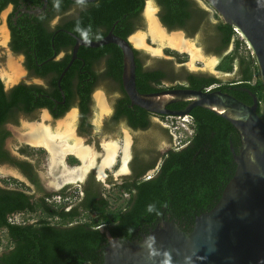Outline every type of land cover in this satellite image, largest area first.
<instances>
[{"label":"trees","instance_id":"16d2710c","mask_svg":"<svg viewBox=\"0 0 264 264\" xmlns=\"http://www.w3.org/2000/svg\"><path fill=\"white\" fill-rule=\"evenodd\" d=\"M20 1L29 2L28 7L43 5L42 0H0V12L7 4L16 9ZM155 2L159 6L158 18L167 30L185 29L187 36L200 31L203 46L207 44L205 51L219 58L215 69L222 73L235 71L236 77L222 81L213 74L189 71L183 65L176 68L175 63L183 64L186 58L169 49L165 50L167 55L176 60L157 59L153 65L146 66L147 55L134 49L137 90L150 93L172 88L207 90L211 87L249 105L255 95L257 113L264 118V90L258 67L234 27L225 23L207 2L212 11L202 9L196 0ZM145 3L146 0H96L78 5L70 0H47L39 16L21 13L16 22L12 20L14 13L8 16L11 50L22 53L25 67L43 78L45 84L18 82L6 89L0 77V163L13 165L29 181V185H25L10 177L4 181L21 183V187L0 185V234L8 240V245L0 251V264H102L107 233L121 241L140 239L161 219H173L185 231H190L196 216L215 206L233 177L236 163L230 143L235 152L241 145L236 127L210 109L196 106L188 114L193 119L192 134L186 144L178 147L170 128L153 122V116L161 118V115L131 106L122 87L123 54L116 44L81 45L61 78L60 87L57 85L71 57L75 43L72 34L80 37L75 31L77 24L85 29L90 27L93 34L102 37L112 30L127 39L142 27ZM69 11L74 13L52 28L46 26L47 22ZM200 18L208 22L201 28ZM230 45L233 47L227 52ZM55 52H64V55L55 59ZM103 57L102 64L96 63ZM99 66V72L94 70ZM101 82H108L107 92H118L112 102L111 124L123 121L133 130L151 129L167 144L160 150L155 135L150 133L146 145H133L130 173L114 185L119 191L116 199L123 194L127 196L118 206L113 205L107 189L93 173L78 186L80 191L73 201L69 199L72 196L70 185L56 192H46L35 166L12 156L4 148V141L10 135L5 125L17 124L20 115H31L43 108L54 119L61 118L72 107L78 108L79 132H89L92 94ZM187 104L188 101H178L168 108L181 110ZM20 151L27 156L30 154L28 146ZM69 160L77 162L73 156ZM54 196L62 202L51 200ZM66 198L70 201H65ZM149 206H152L151 211ZM37 211L43 215L36 221L12 220L16 214Z\"/></svg>","mask_w":264,"mask_h":264},{"label":"water","instance_id":"95a60500","mask_svg":"<svg viewBox=\"0 0 264 264\" xmlns=\"http://www.w3.org/2000/svg\"><path fill=\"white\" fill-rule=\"evenodd\" d=\"M42 1L40 10L47 4V0ZM92 1L96 0H86ZM205 1L225 23L239 31L255 59L264 90V0ZM156 19L166 32H176L167 30L159 18ZM72 35L75 43L70 60L58 78L59 87L81 45L99 47L113 43L123 54L122 87L131 106L158 115L178 116L188 115L196 106L204 107L230 121L241 141L238 152L230 143L236 163L233 177L215 206L196 216L190 231H185L173 219H161L140 239L121 241L107 233L102 264H264V118L257 113L256 96L253 95L249 105L221 90L172 88L141 93L135 81V46L131 41L135 40L134 34L124 39L110 30L90 43ZM53 58H58L57 52ZM178 101H188V104L181 110L168 108ZM43 110L51 116L47 109ZM105 163L103 161L98 170H102ZM82 170L79 172L83 173Z\"/></svg>","mask_w":264,"mask_h":264},{"label":"rangeland","instance_id":"374dc122","mask_svg":"<svg viewBox=\"0 0 264 264\" xmlns=\"http://www.w3.org/2000/svg\"><path fill=\"white\" fill-rule=\"evenodd\" d=\"M151 3L153 6V11L155 18L158 17V7L155 0H146L145 7L143 9L142 15L144 17L143 25L140 29L135 31L133 36L136 37V41H132V44L135 48L142 53H145L148 59L145 62V65H153L157 59H173L176 60V57L167 55L166 49L177 52L182 58H186V61L183 64L175 63V67L179 68L183 65L187 70L192 72H203L208 74H213L222 81L231 80L236 77L235 71L232 73H222L215 69L219 58L217 55L208 53L204 50L202 46V35H199L195 38H190L185 35L182 31L178 34L179 39H183L186 46L182 47V50L175 49L171 47L166 39L153 36L150 30L149 19L147 15V5ZM204 5V3H203ZM207 5H204L206 7ZM9 9H5L0 14V76L2 74V80L4 85L8 88L13 84H16L20 81L35 82L38 84H45L42 79L31 78L26 75V71L23 67V59L21 56L13 54L8 47V31L5 24V18ZM209 11H212L209 9ZM74 11H69L65 14L55 17L51 23L55 25L60 22L61 19L71 15ZM166 32V31H165ZM167 31V34H173L172 31ZM175 34V33H174ZM185 39V40H184ZM233 45H230L227 52L232 49ZM185 49V50H183ZM245 51L244 48L241 49ZM14 67H18L19 70L15 72ZM5 76V77H4ZM4 77V78H3ZM15 80L13 83L7 84L9 80ZM104 82H101L97 89L94 90L92 94L93 99V108L90 116L92 128L87 133L79 132V112L76 107H72L68 112L65 113L61 118L54 119L51 116L45 114L43 109L37 110L31 115H20L19 121L17 124L8 123L5 127L10 131V135L4 141V148L8 152L19 159H25L31 162L39 175L42 186L46 192H56L65 185H70L69 193H72L70 200H75L79 194L78 186L81 185L86 179V177L93 173L96 178L101 182V184L107 189V193L110 196V200L114 203V206L122 204L127 198L126 195L119 196L116 199V196L119 195V191L114 187L117 183H120L122 179L127 176L129 169V158H131V150L134 144L137 145H146L148 143V136L151 133L155 135L158 148L164 150L165 144L164 139L151 132V129L148 130H133L129 128L123 121H120L118 124H111L110 118L112 115V102L114 97L117 96L118 92L116 91L107 92L106 88L103 85ZM108 83H105L106 86ZM100 97V98H99ZM98 98L103 101V105L99 102ZM73 111L72 119L69 118L70 127L68 131H65V127L61 125V120L65 119L69 112ZM45 114V116H44ZM47 115V116H46ZM152 120L154 123H161V118L159 116H153ZM36 127V129H33ZM29 133H32L29 134ZM31 135V137L29 135ZM45 135L50 136L52 143L48 142L49 147L45 145L33 144L31 142H36L42 139ZM62 138V139H61ZM176 138V136H175ZM45 139V138H44ZM56 139V140H55ZM129 140V155H124V147ZM177 143V141H176ZM28 146L30 148L29 156L21 153L20 149ZM68 146L70 151L64 152L63 147ZM77 147L78 149L71 150L72 147ZM53 147V148H52ZM109 148H113L114 155L111 159V162H106L102 168L101 174L98 175V168L100 164L108 155ZM55 150V151H54ZM57 150V151H56ZM78 150H82L81 152ZM112 150V151H113ZM63 151V157H60V153ZM76 153V154H74ZM58 154V155H57ZM84 154L90 157L91 163L84 171V175L79 177L78 170L83 166L82 158L80 155ZM73 156L77 159V162L71 163L69 158ZM128 161L126 168L124 166L123 160ZM60 157V158H59ZM55 158V159H54ZM87 158V157H86ZM56 161V162H55ZM64 162V163H63ZM77 175L78 179L75 181H68V177L72 175ZM15 178L19 182H23L25 185H29V181L26 177L13 165L9 163H0V185L5 187H21L20 184L5 182L4 180L8 178ZM62 179V180H61ZM60 181L61 187H57L55 184L56 181ZM56 199V200H55ZM65 199V201H70ZM54 201L62 202V199L58 196L51 198ZM42 212L37 211L35 213H21L16 214L12 217L13 221L24 222L36 221ZM1 246L0 251L8 245V240L6 236L1 233Z\"/></svg>","mask_w":264,"mask_h":264},{"label":"bare ground","instance_id":"6f19581e","mask_svg":"<svg viewBox=\"0 0 264 264\" xmlns=\"http://www.w3.org/2000/svg\"><path fill=\"white\" fill-rule=\"evenodd\" d=\"M147 15H148V19H149V24H150V30H151V32H152V34H153V36H155V37H159V38H163V39H166L167 40V43L171 46V47H173V48H175V49H180V50H182V47L183 46H186V44H185V42H183V39H179L178 37V34L179 33H176V32H172L173 34H167L166 32H165V30L160 26V24H159V22H158V20L155 18V14H154V11H153V6L151 5V3H148V5H147ZM175 33V34H174ZM161 38V39H162ZM135 39H136V37H135ZM185 40V39H184ZM134 41H136V40H134ZM183 50H185V49H183ZM13 65H15V64H11V66H13ZM13 69L15 70V72H17L18 70H19V68L18 67H14L13 66ZM2 75H4V74H2ZM2 75L0 76L1 78H2ZM5 77V76H4ZM3 77V78H4ZM15 80H9L8 81V83L7 84H10V83H13ZM100 98V97H99ZM98 98V100H99V102L103 105V101L102 100H100ZM73 111H71V112H69L68 113V115L66 116V118L65 119H63V120H61L62 122H61V125L62 126H64L65 127V131L67 132L68 131V128L70 127V122H69V118H71L72 119V116H73ZM44 116H45V114H44ZM47 116V115H46ZM33 127V129H36V127L34 128V126H32ZM29 134H31L32 135V133H29ZM28 134V135H29ZM31 135H29L30 137H31ZM45 138V139H44ZM51 138H50V136H48L47 137V135H45L42 139H34V141L35 140H38V141H36V142H31V143H33V144H40V145H45L47 148H50L49 147V144H48V142H49V140H50ZM62 139V138H61ZM56 140V139H55ZM50 142L52 143V141L50 140ZM127 144L125 145V147H124V155H129V148H128V146H129V140L127 139ZM53 148V147H52ZM78 149L77 147H72V149L71 150H74V151H76L75 149ZM63 150H64V152H68V151H70V149H69V147L68 146H65V147H63ZM113 150V148H109V150H108V155H107V157L104 159V162H111V159L113 158V155H114V150ZM55 151V150H54ZM57 151V150H56ZM78 151H80V150H78ZM82 151V150H81ZM80 151V152H81ZM83 152V151H82ZM81 152V153H82ZM84 153V152H83ZM76 154V153H75ZM58 155V154H57ZM60 155V157L63 155V151L59 154ZM80 155V154H79ZM126 156H125V159L123 160V164H124V166L123 167H125L126 168V166H127V163H128V161H127V159H126ZM59 157V158H60ZM63 157V156H62ZM87 157V158H86ZM80 158H82V161L84 162V165L78 170V172L81 170V169H83L82 170V172L83 173H80L79 172V177H81L82 175H84V171H86V169L88 168V166L90 165V163H91V159L93 158V156L92 157H90V159L88 158V156H86V155H84V154H81L80 155ZM55 159V158H54ZM56 162V161H55ZM64 163V162H63ZM86 163V164H85ZM101 171L102 170H98V175L99 174H101ZM72 175V174H71ZM76 179H78V177H77V175H72V177H68L67 176V180L68 181H70V182H72V181H75ZM62 180V179H61ZM62 183V182H61ZM61 183H60V181L58 180V181H56L55 182V184H57L56 186L57 187H61Z\"/></svg>","mask_w":264,"mask_h":264},{"label":"flooded vegetation","instance_id":"af4514ba","mask_svg":"<svg viewBox=\"0 0 264 264\" xmlns=\"http://www.w3.org/2000/svg\"><path fill=\"white\" fill-rule=\"evenodd\" d=\"M197 1V4L203 9H205V10H207L208 12H209V6L206 4V1L205 0H196ZM203 3H204V5H207L206 7H204V5H203ZM29 6V2H24V1H20V3H19V5L16 7V9H14L15 7H14V5H12V4H7L6 5V7L3 9V10H5V9H9L8 10V13H7V15H6V18H5V24H6V28H7V31H8V47H9V49H10V51L13 53V54H15V55H18V56H21L22 57V59H23V67H24V69H25V71H26V75L28 76V77H31V78H38V79H42L44 82H45V80L43 79V78H41V77H38V76H35L33 73H31L26 67H25V65H24V62H25V56L22 54V53H15V52H13L12 50H11V48H10V46H9V42H10V38H11V35H10V30H9V28H8V22H7V20H8V16L11 14V13H14V15L12 16V20L14 21V22H16V20H17V18L21 15V13H25V12H27V13H31V14H33V15H35V16H39V13H41L44 9H42V10H40V8H41V6H33V5H31L30 4V7H28ZM157 7H158V11H159V6L157 5ZM2 10V11H3ZM2 11L0 12V14L2 13ZM36 12V13H33V12ZM70 16V15H69ZM142 17H143V15H142ZM143 21H144V17H143ZM197 21V20H196ZM199 24H200V28L202 27V26H205L206 25V23H208L207 22V20L205 19V18H200V21L198 22ZM46 26H48L49 28H52V23L51 22H47V24H46ZM176 30H179V31H182L185 35H187V31L185 30V29H176ZM199 35H202L201 34V32L200 31H197V32H195L192 36H188V37H190V38H195V37H197V36H199ZM203 38H204V36H203ZM205 39V38H204ZM207 44L205 43V45L203 46V44H202V46H203V48H206L205 46H206ZM136 49V48H135ZM137 50V49H136ZM205 50V49H204ZM142 53V52H141ZM144 55H146L145 53H143ZM64 55V52H60V53H58L57 54V56H58V58H61L62 56ZM138 56L140 57V54H138ZM105 61V58L103 57V58H101L99 61H97L96 63H100V64H102L103 62ZM100 68H101V66H99V67H96V68H94V70L96 69V71H98V70H100ZM99 72V71H98ZM20 82H25V83H28V84H31V83H35V82H27V81H20ZM105 83H108V82H104L103 83V87L104 88H106L107 86H104V84ZM14 85V84H13ZM5 86V85H4ZM78 109V108H77ZM112 111H113V106H112ZM78 112H79V110H78ZM52 117V116H51ZM75 154V153H74ZM131 156H133V155H131ZM132 158V157H131ZM131 158H129V160L131 159ZM129 171H128V173L127 174H129L130 173V168L128 169Z\"/></svg>","mask_w":264,"mask_h":264},{"label":"built area","instance_id":"2783aa9c","mask_svg":"<svg viewBox=\"0 0 264 264\" xmlns=\"http://www.w3.org/2000/svg\"><path fill=\"white\" fill-rule=\"evenodd\" d=\"M237 35L242 39L238 30L234 28ZM208 87L207 90H210ZM161 119L165 126H168L172 133L176 136V145L178 147L187 143L188 137L192 134L193 119L190 115L178 116V115H161Z\"/></svg>","mask_w":264,"mask_h":264},{"label":"clouds","instance_id":"9594fccd","mask_svg":"<svg viewBox=\"0 0 264 264\" xmlns=\"http://www.w3.org/2000/svg\"><path fill=\"white\" fill-rule=\"evenodd\" d=\"M76 3L78 5H84L86 3V0H76ZM59 5L57 4V7ZM75 31L79 34L82 42L90 43L92 39L99 40L102 38L99 34H93L91 28H82L79 24H77ZM152 210V206H149V211Z\"/></svg>","mask_w":264,"mask_h":264}]
</instances>
